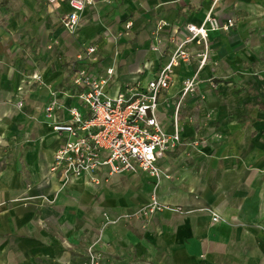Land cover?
<instances>
[{"label":"crops","instance_id":"0c3cea01","mask_svg":"<svg viewBox=\"0 0 264 264\" xmlns=\"http://www.w3.org/2000/svg\"><path fill=\"white\" fill-rule=\"evenodd\" d=\"M211 5L94 0L71 35L62 23L66 1L0 0V264H86L91 246L99 264H264V0H222L218 17H234L236 25L210 32L211 59L198 92L180 99L183 81L198 70L192 62L176 67L160 94L158 117L169 133L178 119L183 144L158 162L170 176L158 197L182 212L138 214L154 189L145 172L95 184L88 175L65 183L51 170L71 138L54 124L68 121L70 106L86 111L71 81L82 44L98 45L95 74L115 68L107 88L115 95L155 78L172 36L184 37ZM160 19L172 30L160 32L156 51ZM128 21L130 35L116 40ZM53 92L59 105L48 118ZM195 140L198 146L190 144Z\"/></svg>","mask_w":264,"mask_h":264},{"label":"built area","instance_id":"2783aa9c","mask_svg":"<svg viewBox=\"0 0 264 264\" xmlns=\"http://www.w3.org/2000/svg\"><path fill=\"white\" fill-rule=\"evenodd\" d=\"M58 1L49 0L51 4H57ZM61 1H66L70 6L69 13L62 20L63 26L74 35L79 29L82 14L88 6L94 4V0ZM221 1L212 0L211 8L200 24L188 23L184 37L172 36L173 48L169 60L155 78L146 84L140 81L128 84L115 95L107 91L114 78L115 68L107 69L103 76L95 74L91 66L99 60L98 45L82 44L71 65V80L80 89L77 97L86 111L78 106H70L68 121L54 124L55 131L65 132L71 138L56 151L52 172L60 174L64 182L88 175L95 184L116 174L145 172L154 179V189L150 201L138 210V214L149 216L165 210L183 211L181 207L166 204L158 197L161 180L170 177L158 162L167 152L183 144L178 119L175 120L173 133L164 129L158 117L159 98L161 92L172 85L174 69L183 63L196 62L198 70L183 81L180 99L183 100L199 89V73L211 59L210 32H228L236 25L234 17L224 21L218 17L216 9ZM132 26V21L126 24L127 32ZM166 29L172 30V25L160 19L153 33L159 43L153 45L154 50L160 51L162 39L159 34ZM34 79L40 80L41 76L36 74ZM23 104L20 101L18 106L22 107ZM58 105L57 94L53 92L45 107L48 118L53 116ZM190 144L198 146L200 140ZM103 168L107 169L106 177L100 175ZM214 220H218V216ZM88 253L86 264H99L93 246Z\"/></svg>","mask_w":264,"mask_h":264},{"label":"rangeland","instance_id":"374dc122","mask_svg":"<svg viewBox=\"0 0 264 264\" xmlns=\"http://www.w3.org/2000/svg\"><path fill=\"white\" fill-rule=\"evenodd\" d=\"M128 22H130V21H128ZM127 22V23H128ZM126 23V24H127ZM126 24H125V26L123 27V29L122 30H120L117 34H115V38H116V40H121V39H123L124 37H127V36H129L130 35V33H131V29H132V27H131V29L127 32V29H126ZM133 25H134V23H133ZM65 28V27H64ZM69 33V32H68ZM71 35H73V34H71ZM75 35V34H74ZM81 48V47H80ZM79 52V51H78ZM78 54V53H77ZM76 54V55H77ZM72 81V80H71ZM73 85V84H72ZM72 88L76 91V93L78 92V91H80V89L78 88V87H76V86H72ZM199 90V89H198ZM198 90H197V92H198ZM196 93V92H195ZM66 183V182H65ZM101 184V183H100ZM48 201L50 202V203H53L54 202V200H51V199H48Z\"/></svg>","mask_w":264,"mask_h":264}]
</instances>
